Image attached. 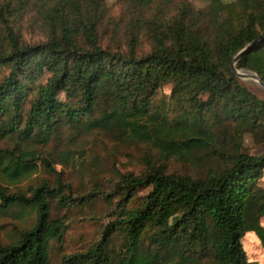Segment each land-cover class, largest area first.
Wrapping results in <instances>:
<instances>
[{
	"label": "trees",
	"instance_id": "trees-1",
	"mask_svg": "<svg viewBox=\"0 0 264 264\" xmlns=\"http://www.w3.org/2000/svg\"><path fill=\"white\" fill-rule=\"evenodd\" d=\"M208 1L198 10L187 0H120L126 6L115 22L106 0H53L44 41L23 44L9 30L0 44V68L9 71L0 81V142L47 145L64 128L100 130L146 143L159 158L86 198L47 182L13 192L0 181V217L16 208L37 216L17 240L0 243V264H51V244L62 247L68 227L51 219L50 199L69 208L99 196L110 222L63 264H257L243 242L254 232L264 247V96L232 64L243 52L236 69L264 82V0ZM104 26L112 42H104ZM166 86L172 104L162 112L155 98ZM246 135L261 154L244 150ZM199 154L218 166L202 176L168 170L171 160ZM35 158L0 147V177L29 178Z\"/></svg>",
	"mask_w": 264,
	"mask_h": 264
},
{
	"label": "rangeland",
	"instance_id": "rangeland-1",
	"mask_svg": "<svg viewBox=\"0 0 264 264\" xmlns=\"http://www.w3.org/2000/svg\"><path fill=\"white\" fill-rule=\"evenodd\" d=\"M176 2L184 0H175ZM196 9L208 7V0H187ZM53 0H0V44L8 37L9 30L24 44L34 45L46 39L45 9ZM111 21L118 22L126 4L120 0H106ZM110 25V24H105ZM104 42H112L113 29L104 26L100 29ZM142 49L147 48L143 38ZM140 46V47H141ZM8 69L0 68V81L8 75ZM243 76L240 81L252 92L263 97L264 89L258 80L250 77L249 71H239ZM172 89L163 87L155 98V107L159 111H168L172 104ZM0 147L12 151H34L36 171L27 179L3 185L10 191L27 192L30 187H37L47 182L50 189L60 188L62 195L73 199L88 196L95 191H110L119 174L134 173L139 175L145 171L144 160H158L157 149L146 143L131 141L126 137L96 130L93 132L77 131L64 128L61 133L47 145H26L17 137L6 138ZM243 148L251 154H261L262 146L250 135H246ZM15 154H18L16 152ZM215 159L205 158L200 154L193 160L168 163V170L177 174L202 176L210 168H216ZM264 189V176L259 182ZM145 190L140 194L144 195ZM86 201V200H84ZM50 217L60 219L68 229L63 246L53 242L50 249L51 264H63V259L75 252L86 250L99 240L103 228L110 222L109 208L101 199L84 204L74 203L69 208L58 205V198L50 199ZM36 212L30 209H14L0 217V243L7 245L17 240L20 234L32 228L36 221ZM264 228V218L260 220ZM244 248L251 262L264 264V247L260 238L248 233L244 238Z\"/></svg>",
	"mask_w": 264,
	"mask_h": 264
},
{
	"label": "water",
	"instance_id": "water-1",
	"mask_svg": "<svg viewBox=\"0 0 264 264\" xmlns=\"http://www.w3.org/2000/svg\"><path fill=\"white\" fill-rule=\"evenodd\" d=\"M242 53L243 52H241L237 57L234 58L233 64H232L233 71L239 78H241L243 75L239 73V71L236 69L235 65H236L237 61L240 59ZM249 76L258 80L261 87L264 89V82L261 80V78L257 74L251 72Z\"/></svg>",
	"mask_w": 264,
	"mask_h": 264
}]
</instances>
